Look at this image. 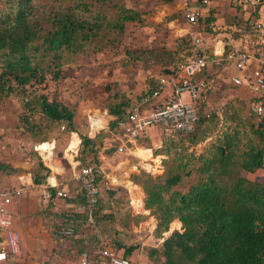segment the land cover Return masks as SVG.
I'll use <instances>...</instances> for the list:
<instances>
[{"label": "trees", "instance_id": "trees-1", "mask_svg": "<svg viewBox=\"0 0 264 264\" xmlns=\"http://www.w3.org/2000/svg\"><path fill=\"white\" fill-rule=\"evenodd\" d=\"M98 1L110 3L116 15L113 22H106V16L97 8L100 5L94 7ZM119 1L53 0L50 9L38 11L33 5L34 0H0V101L10 97L21 100L18 128L36 138L38 144L47 142L46 136L54 125L64 124L69 129L74 125L72 108L57 89L49 88L47 81L57 82L64 66L82 59L89 51H99L96 46L106 31H122L125 23L145 22L142 13ZM261 5L260 0L254 7V18L248 17L243 27L225 23L234 40L247 35L255 42L264 36L263 28L257 26ZM205 8L202 6L198 26L205 25L204 31L212 32L209 29L210 23L214 22L212 11H204ZM231 49L226 47L225 54ZM220 51L221 44H217L216 52ZM188 57L189 53L178 56L173 69L184 64ZM208 58V65L192 77L201 90L205 87L201 78L207 75L209 67L227 65V62L212 63L211 54ZM168 73L170 70L163 74ZM163 74L155 79L151 77L147 81L149 86L132 102L117 93L113 95L115 102L107 107V111L115 117L111 128L119 129V137L127 131L133 103L157 89ZM200 96L201 93L196 104L197 119L190 131L163 128L180 136L177 141L163 143L160 150L153 152L163 156V163H170L165 173L131 175L132 183L127 180L128 174L124 178V182L131 184L128 187H131L135 209L143 207L141 190L133 187L140 184L145 194L144 209L156 222L157 236L161 238L170 225L175 229L163 240L161 249H148V258L154 264H264V182L250 181L247 177L264 170V115L258 117L252 112V105L258 102L254 99L248 101L247 120L250 122L242 120L237 111H232L237 114L232 117L223 109L208 113ZM104 123L105 120H95L96 130ZM76 140L78 160L85 162L91 155L93 165L98 166L100 143L80 135H76ZM141 140L144 139H138V142ZM136 152L142 154L144 162L151 159L148 149L139 147ZM39 168L31 172L33 186L42 185L48 177L49 170L41 162ZM7 169L0 164V172ZM193 176L195 180L185 191L180 190L184 179ZM101 184H106L104 176L98 175L95 183L98 194L91 207L82 194L72 200L75 205L85 206L83 212L57 215L51 211V200L48 202L42 224L58 248H53V253L58 256L77 253L78 264L85 253L90 263L94 262L100 242L104 240L97 235L80 239L76 236L85 231L86 226L92 223L98 226L103 218H107ZM48 191L53 199L57 189L51 187ZM62 226L70 228L71 234H62ZM84 240H90L89 245ZM106 247L114 255H119L122 250L121 256L127 259L137 250V246H125L116 241ZM15 259L10 257L9 262ZM44 264L55 262L51 258Z\"/></svg>", "mask_w": 264, "mask_h": 264}, {"label": "rangeland", "instance_id": "rangeland-1", "mask_svg": "<svg viewBox=\"0 0 264 264\" xmlns=\"http://www.w3.org/2000/svg\"><path fill=\"white\" fill-rule=\"evenodd\" d=\"M119 2L129 9L142 13L145 22L125 23L122 31H106L103 40L96 46L100 48L99 51H89L82 59L64 66L57 82L47 81L49 88L57 89L72 108L75 116L73 129H69L64 124L54 125L46 136L47 142L38 144L36 138L23 133L18 128V117L22 113L21 100L10 97L0 101V164L8 168L5 172H0V195L6 190L18 187L20 177L25 180L30 177L32 179L31 172L40 169V162L48 170L50 167L53 172L56 170L54 159L57 163L62 161L63 164L62 170L52 172L56 175L58 186L53 199L46 201L42 196L41 187L34 185L17 201L18 212L13 215V228L19 236L20 255L14 262L8 264H44L49 263L51 258L54 259L55 264H78L77 253L58 256L52 252L53 248L56 250L58 248L42 224L50 200L53 205L51 211L57 215L85 210L84 205H75L72 201L81 193L82 188L81 179L76 177L84 165L94 163L91 155L85 162L78 160L76 135L87 136L100 143L97 153L99 165L96 167L102 172L106 183L101 184L100 191L104 193L103 201L106 205L104 214L107 215L98 226L94 223L86 226L85 231L76 236L77 239L97 235L104 241L137 246L136 252L147 257L148 249H161L163 240L175 230L171 229L170 225L161 238L157 236L156 222L148 216L144 205L141 209H135L134 202L130 198L131 187H128L131 184L124 182V178L127 174L128 181L131 175L141 173L163 175L170 163H163V156L154 155L153 152L160 150L163 143L177 141L180 136L158 127L156 136L152 135L153 139L139 142L151 152V159L146 162L139 160L144 157L136 151L135 155L138 159L116 153L120 132L119 129L111 128L115 117L108 114L107 107L115 102L112 98L115 93L123 96L122 99L134 101L149 86L147 81L151 77L155 79L160 74L173 69L178 56L188 55L190 42L186 35L187 26L179 8L180 0H120ZM52 4H54L53 0H34L33 5L38 11H42L46 8L50 9ZM261 4L259 11L261 10V16L264 18L263 0ZM94 7L100 9L106 16V22H113L116 19L110 3L99 2L95 3ZM254 7L241 6L238 0H222L216 8L221 20L214 28L217 29L215 34L230 31L228 27L222 30L226 22L227 25L243 27L245 20L240 17L247 14V17L254 18ZM259 17L258 13L257 19L261 20ZM208 31L206 33H210ZM215 36L212 39H215ZM230 71L226 64L209 67L207 75L201 78L205 87L200 91V100L205 103L204 110L208 113L223 109L227 111L229 117H232L237 116L232 111H237L242 120L250 122L247 120L249 116L247 94L228 83ZM164 95L162 94L159 99H163ZM182 98L184 102L190 99L188 94H183ZM98 119L105 120V123L102 128L96 130L95 120ZM142 161L143 163H140ZM120 162L125 163V166L120 174L121 177L117 178L114 175L119 173L116 170ZM15 170L24 172L15 173L13 172ZM247 177L250 181L264 182V170L248 174ZM193 180L195 176L184 179L179 187L180 190L185 191ZM50 181L54 182L53 179ZM47 182L49 175L46 182L41 184L45 185ZM133 187L141 188L140 184ZM60 192L63 196L57 195ZM87 209L90 211V208ZM84 241L89 245L90 240ZM2 242L0 238V243Z\"/></svg>", "mask_w": 264, "mask_h": 264}, {"label": "built area", "instance_id": "built-area-1", "mask_svg": "<svg viewBox=\"0 0 264 264\" xmlns=\"http://www.w3.org/2000/svg\"><path fill=\"white\" fill-rule=\"evenodd\" d=\"M182 14L187 24V36L190 42L189 57L186 62L177 69H171L170 73L163 74L159 78L157 89H153L150 95L136 100L128 114L127 131L120 138V146L117 151L124 152L128 146L138 143V139L144 138V130L147 127H160L176 131L188 132L192 129L196 119V104L201 86L192 80V77L208 65L209 54L213 55L212 63L232 64L234 73L229 77L230 83L235 87H247L257 93L253 98L258 102L251 107L252 112L261 117L264 115V36L252 42L247 35L242 36L246 44L244 50L231 49L225 54V49L217 53L208 45L203 27L198 26V20L203 13L202 6L208 7L212 0H182ZM239 5L254 7L259 0H238ZM258 27H262L260 23ZM264 35V34H263ZM226 46H229L226 44ZM168 92L166 99L149 107V103L159 98L163 92ZM188 94L189 101L184 102L182 95ZM125 126V125H124ZM63 128V127H62ZM102 175L100 169L94 165H84L77 175L81 179V193L88 207L95 203L98 190L95 186L96 178ZM49 188L42 186V196L50 199ZM25 193L23 188L6 190L0 195V231L3 233V244L0 245V264H7L10 257H19V236L13 228V213L11 206ZM63 196V193H58ZM64 235L71 234L72 230L61 227ZM105 241H101L96 252L94 262L90 263L87 254L83 253L79 259L80 264H135L130 259L121 255H114L107 247Z\"/></svg>", "mask_w": 264, "mask_h": 264}, {"label": "crops", "instance_id": "crops-1", "mask_svg": "<svg viewBox=\"0 0 264 264\" xmlns=\"http://www.w3.org/2000/svg\"><path fill=\"white\" fill-rule=\"evenodd\" d=\"M221 1L222 0H212L211 1V3H210V5L208 6V7H206L205 9H204V11H207V10H211L212 11V18L214 19V22L213 23H210V25H209V29H212V32H210V33H206L205 31H203L202 32V34L203 35H205V39L207 40V42H208V45L209 46H211L212 48H214L215 50H216V45L217 44H221V50L222 49H225L226 47H228V46H226V44H228L229 45V47H231L233 50H244L245 48H246V44L242 41V39L241 38H238V39H233L232 37H231V34H228V33H226V32H224V33H219V34H215L217 31V29H214L215 28V26H217V25H219V23H220V15L218 14V13H216L217 12V7L219 6V4L221 3ZM180 10L182 9V6H183V1L182 0H180ZM250 8V7H249ZM249 8H248V10H249ZM261 9H263V7L261 8ZM259 13V18L261 19V20H257L258 21V23H260L261 25H262V28H263V34H264V18H262V16H261V10L258 12ZM181 15H182V17H183V14H182V11H181ZM247 15V14H246ZM246 15H244L243 17L241 16L240 18H242L243 20H247L248 19V17L246 16ZM239 16V15H238ZM247 18H246V17ZM183 19H184V17H183ZM184 21H185V19H184ZM223 21H224V18H223ZM185 24H186V21H185ZM223 24V23H222ZM186 26H187V24H186ZM200 28L201 27H205V25H201V26H199ZM227 27H225L224 26V28L222 29V30H225ZM187 27H186V34H187ZM204 30H205V28H204ZM214 35H216L215 36V39H212V37L214 36ZM228 65V67L231 69V73H230V76L234 73V69H233V65L232 64H227ZM229 76V77H230ZM228 83L230 84V85H232L231 83H230V81H229V79H228ZM238 89H240L241 91H244V92H246V94H247V99H248V101L249 100H251V99H253L256 95H257V93L255 92V91H253L252 89H249V88H247V87H237ZM168 92L169 91H166V92H163L162 94H165L164 95V98L163 99H159V98H157L156 100H153V101H151L148 105H149V107L150 106H152V105H154L155 103H157V104H159V103H161V102H163L165 99H166V97H167V95H168ZM157 129H158V127H147L145 130H144V138H142V139H153V137L154 136H156V133H157ZM152 135H153V137H152ZM118 140H119V145L118 146H120L121 144H120V138L118 137ZM139 147H141V148H144V147H142L140 144H139V142L138 143H136L135 145H133V146H128L126 149H125V151L124 152H122V153H120L119 151H117V148H116V153H119V154H125V155H127V156H131V157H135V158H137L138 159V157L135 155V151H137V149L139 148ZM54 149V148H53ZM146 149V148H145ZM52 157H53V150H52ZM42 158H43V156H42ZM53 159H54V157H53ZM44 160V159H43ZM139 160H141V159H139ZM54 161H55V168H56V170H55V172L56 171H60V170H62V168H63V164H62V161H60V162H58L57 163V161L54 159ZM140 163H143V161L142 162H140ZM44 164H45V162H44ZM119 165H118V168H117V172H119V173H117L116 175H114V176H116L117 178H120L121 177V173H122V171H124V166H125V163H123V162H120V163H118ZM46 165V164H45ZM121 165V166H120ZM47 166V165H46ZM120 166V167H119ZM48 167V166H47ZM49 168V173H48V175H49V182H47V184H45V185H40V187H41V190H42V186H47V185H49V186H51V187H55V188H57L58 186H57V179H56V175L55 174H53V173H55V172H53L52 171V169L50 168V167H48ZM53 172V173H52ZM51 179H53L54 180V182L52 183L50 180ZM127 180H128V177H127ZM17 182V181H16ZM20 184H19V186L18 187H15V188H23L25 191L28 189V188H31L32 186H33V184H32V179H31V177L29 178V179H22L21 177H20V179H19V181H18ZM111 182V181H110ZM30 183V184H29ZM112 183V182H111ZM132 183V182H131ZM134 184V183H133ZM115 185V184H114ZM134 185H136V184H134ZM140 188V187H139ZM140 190H141V194H142V199L144 200V194H143V190H142V188H140ZM131 190H129V192H130ZM5 192V191H4ZM130 198H131V195H130ZM18 201V200H17ZM17 201H14L13 202V204H12V206H11V210H12V213H13V215L15 214H17V212H18V203H17ZM144 205V204H143ZM130 206H131V201H130ZM133 209V208H132ZM16 232V231H15ZM3 233L0 231V238H2V240H3ZM107 244H109L110 242H108V241H105ZM3 244V242L2 243H0V245H2ZM122 253H123V251L122 250H120L119 251V255H122ZM130 259H131V261H133L135 264H154L153 262H151L150 260H149V258H148V256L146 257V255H142V254H140V253H138V252H136V250L132 253V255L130 256ZM8 264V263H7Z\"/></svg>", "mask_w": 264, "mask_h": 264}]
</instances>
